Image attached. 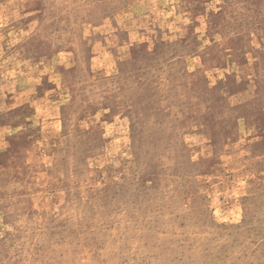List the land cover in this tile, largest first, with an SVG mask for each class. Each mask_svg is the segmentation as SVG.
<instances>
[{
    "label": "rangeland",
    "instance_id": "374dc122",
    "mask_svg": "<svg viewBox=\"0 0 264 264\" xmlns=\"http://www.w3.org/2000/svg\"><path fill=\"white\" fill-rule=\"evenodd\" d=\"M0 264H264V0H0Z\"/></svg>",
    "mask_w": 264,
    "mask_h": 264
}]
</instances>
